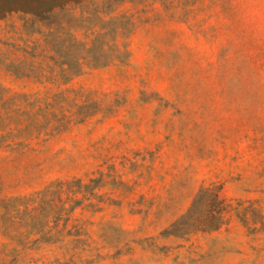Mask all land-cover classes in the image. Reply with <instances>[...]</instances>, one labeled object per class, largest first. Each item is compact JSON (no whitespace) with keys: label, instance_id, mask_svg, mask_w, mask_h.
I'll return each mask as SVG.
<instances>
[{"label":"rangeland","instance_id":"obj_1","mask_svg":"<svg viewBox=\"0 0 264 264\" xmlns=\"http://www.w3.org/2000/svg\"><path fill=\"white\" fill-rule=\"evenodd\" d=\"M0 264H264V0H0Z\"/></svg>","mask_w":264,"mask_h":264}]
</instances>
